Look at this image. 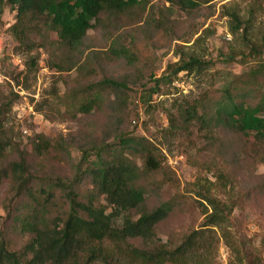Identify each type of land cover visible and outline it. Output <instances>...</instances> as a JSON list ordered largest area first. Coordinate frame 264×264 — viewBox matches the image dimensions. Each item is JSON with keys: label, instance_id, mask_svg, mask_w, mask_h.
Listing matches in <instances>:
<instances>
[{"label": "rangeland", "instance_id": "rangeland-1", "mask_svg": "<svg viewBox=\"0 0 264 264\" xmlns=\"http://www.w3.org/2000/svg\"><path fill=\"white\" fill-rule=\"evenodd\" d=\"M195 2L194 8L184 9L167 0H151L141 17L116 18L92 29L89 42L97 58L91 61L94 73L87 77H81L77 69L63 73L51 69L43 49L38 67L28 69V54L17 49L9 31L15 11L5 7L0 85L10 97V91L18 94L6 128L15 146L25 150L35 174L65 179L73 178L86 148L112 142L121 133L148 137L163 153L165 168L173 176L151 190L148 203L156 206L178 200L175 212L160 228L163 241L179 244L185 235L203 228L204 239L190 264H264V197L256 187L264 181V163L253 153L252 143L245 142L247 149L233 168L226 169L216 165V139L211 140L204 127L194 122L173 130L170 121L171 114L178 118L180 102L192 103L216 93L235 75L256 65L259 57L250 45L264 49V0ZM116 48L129 50L130 57H113ZM191 56L204 62L202 71L169 75L170 64ZM165 74L169 78L161 81ZM103 79L122 86L110 92L100 109L73 117L61 104L73 89ZM38 133L54 141L57 148L51 154H33L31 138ZM226 137L230 143L235 140L231 133ZM14 160H19V152L10 148L4 163ZM222 169L229 175L225 186L218 178ZM11 191L10 181L5 180L0 187V228L10 224L6 206ZM203 195L225 204L228 219L224 224L203 225L206 215L214 211ZM225 230L240 245L242 259L226 242Z\"/></svg>", "mask_w": 264, "mask_h": 264}, {"label": "trees", "instance_id": "trees-1", "mask_svg": "<svg viewBox=\"0 0 264 264\" xmlns=\"http://www.w3.org/2000/svg\"><path fill=\"white\" fill-rule=\"evenodd\" d=\"M167 1L184 9L196 6L195 0ZM150 2L0 0V31L8 6L15 11L9 31L17 49L28 54V69L38 67L43 49L51 69L60 73L77 69L81 77H87L94 73L91 61L97 58L89 32L116 18L141 17ZM233 17L239 25L237 15ZM250 49L259 57L256 65L235 75L216 93L204 94L192 103L180 102L178 118L170 115L173 130L194 122L204 127L210 139H216V165L226 169L234 167L247 149V141L264 163V49L254 43ZM112 54L120 58L131 53L116 48ZM203 66L197 57L181 58L169 65V75L202 71ZM120 86L111 79L91 81L65 94L61 104L73 117L89 115L103 107L110 92ZM9 93L13 97L0 85V187L9 180L12 190L6 206L10 224L0 228V264H190L196 259L205 229L191 231L179 244L164 242L159 236L178 200L172 198L156 206L148 203L154 187L173 180L154 142L146 136L121 133L112 142L86 148L73 178L35 174L25 150L16 147L8 135V114L18 96ZM227 133L235 135L233 143L227 141ZM31 147L36 156H46L57 148L44 133L31 138ZM10 148L19 152V160L5 164ZM218 178L225 186L229 175L222 169ZM256 187L264 197V181ZM203 197L214 209L203 225L224 224L228 219L225 204ZM223 236L242 259V249L231 232L225 230ZM18 237L21 242L15 246Z\"/></svg>", "mask_w": 264, "mask_h": 264}]
</instances>
